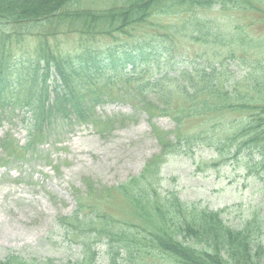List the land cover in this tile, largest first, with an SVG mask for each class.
<instances>
[{"label": "rangeland", "instance_id": "obj_1", "mask_svg": "<svg viewBox=\"0 0 264 264\" xmlns=\"http://www.w3.org/2000/svg\"><path fill=\"white\" fill-rule=\"evenodd\" d=\"M52 1L17 0L15 9L8 11L13 4L9 2L0 8V51L9 56L6 60L15 67L36 62L38 52L47 45L56 54L78 56L82 46L90 42L80 44L84 38L80 36L82 28H77L81 24L75 15L82 12L95 17L126 4V0H66L64 9L54 14L46 7ZM250 1L252 6L245 3V10L217 7L208 14L220 29L229 31V36L234 38L228 44L229 49L233 48L240 57L249 56L246 62L256 71L259 64L264 66V0ZM25 13L27 19H22ZM168 18L162 19L168 23L175 21ZM96 30L99 32L100 28ZM127 40L129 46H134V39ZM200 42L179 36L168 58L177 56L174 62L183 63L180 55L191 57L196 52H206L216 61L224 58L225 55L215 57L217 45L214 51ZM119 43L102 34L96 37L94 48H101L105 53L108 47L121 48ZM139 51L138 48L135 53L139 58H147L143 66L151 73L167 66V53L161 43H146L145 57ZM116 52L114 58L118 61L123 52L122 49ZM131 67L129 63L128 68ZM153 74L148 73L146 77ZM117 85H107L102 79L95 86H86L84 97L104 94L100 99L103 103L87 113L89 116L85 119L75 114L64 120L57 117L43 131L34 134L33 150L25 146L28 139L25 121L31 118L27 110L14 106L0 110V262L12 254L37 264H71L74 258L81 257L82 231H75L69 237L66 233L69 229H64L61 223L62 218L77 210L78 198L90 205L88 210L97 207L122 224H140L134 203L117 189L127 184L126 192L137 193L134 190L148 180L136 177L162 153V140L167 135L168 141L185 134L197 135L201 140L216 124L213 116L188 113V119L177 125L175 117L181 111L177 110L181 98L174 108L166 109L159 94L139 95L129 86ZM244 85L240 86L241 90L251 102L263 101L264 93L256 95ZM133 97L142 100L138 103L141 107H136ZM144 100L152 104L149 111L154 107L153 120ZM247 113L241 110L219 113L220 123L214 134L211 133L212 141L230 131ZM188 145L192 149L162 159L158 193L162 196L175 192L183 201L213 210L225 209L224 217L235 227L255 219L253 227L263 247L260 262L264 264V167L248 163L244 153L235 156L229 144L222 147L225 150L220 159V153L208 140L198 146ZM148 178L153 180V174H148ZM99 251L98 264H107L106 247L102 245Z\"/></svg>", "mask_w": 264, "mask_h": 264}, {"label": "trees", "instance_id": "obj_2", "mask_svg": "<svg viewBox=\"0 0 264 264\" xmlns=\"http://www.w3.org/2000/svg\"><path fill=\"white\" fill-rule=\"evenodd\" d=\"M16 1L0 0V8L9 2L13 4L8 11L15 9ZM241 1L245 0H126L123 7L108 9L95 17L82 12L75 15L81 24L77 28H82L80 36L84 38L80 44L90 42V45L82 46L78 56L56 54L47 45L38 52L36 62L23 63L17 68L6 60L9 56L0 51V110L8 106L27 110L31 118L25 121L28 130L25 146H31L30 150L35 149L32 147L34 134L43 131L57 117L64 120L75 114L79 119H85L89 116L87 113L103 103L100 99L104 94L94 93L88 99L83 95L86 86H95L102 79L107 85L129 86L139 95L159 94L166 109L174 108L181 98L177 104V110L181 111L175 117L177 125L188 119V113L215 118L212 131L209 130L201 140L197 135L185 134L168 141L167 135L165 141L162 140V153L136 177L148 180L134 190L136 194L126 192L127 184L117 189L126 193L134 203L140 224H122L112 214L97 207L88 210L90 205L77 199V210L61 221L64 229H69L66 231L69 237L78 230L84 236L81 257L74 258L71 264H98L102 245L106 247L107 264H168L167 261L179 264H261L263 247L254 231L255 219L235 227L224 217L225 209L213 210L196 202L183 201L175 192L160 196L157 190L162 159L192 149L188 144L198 146L206 140L220 153L218 159L224 155L222 147L229 144L235 156L244 153L248 163L264 167V99L261 98L260 103L251 102L240 87L247 81L245 88L256 95L263 94L264 66L259 64L256 71L251 70L252 66L247 63L249 56L240 57L233 48L229 49L228 44L234 38L229 36V31L220 29L208 14L217 7L219 10L241 11L245 10V3L252 6L250 0ZM65 3L66 0H53L46 7L57 14L64 9ZM25 15L27 13L22 19H27ZM168 17L175 21L164 22L162 18ZM97 28H100L99 32ZM102 34L120 42L121 48H114L123 52L118 61L114 58L117 52L113 48H106L105 53L101 48H94L96 37ZM179 36L202 41L214 51L217 45L215 57L225 56L216 61L206 52H196L191 57L180 55L183 63H176L177 56L168 58V54L175 49L174 43ZM127 39H134V46H129ZM154 42L161 43L168 59L167 66L153 74L143 66L147 58H139L135 50L139 48V55L145 57L143 46ZM148 73L153 75L146 77ZM17 83L21 86L17 87ZM133 98L137 101L136 107H141L142 104L138 103L142 100ZM144 104L153 120L154 107L149 111L151 102ZM238 110L249 113L236 121L230 131L212 141L214 130L220 123L219 113ZM148 174H153V180ZM136 178L132 180L137 182ZM90 192L94 193L92 189ZM0 264L37 263L12 254Z\"/></svg>", "mask_w": 264, "mask_h": 264}]
</instances>
